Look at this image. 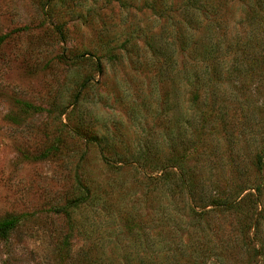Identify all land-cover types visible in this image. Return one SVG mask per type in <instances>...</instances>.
<instances>
[{"label": "rangeland", "instance_id": "374dc122", "mask_svg": "<svg viewBox=\"0 0 264 264\" xmlns=\"http://www.w3.org/2000/svg\"><path fill=\"white\" fill-rule=\"evenodd\" d=\"M183 1L0 0V264H264V0H217L215 74Z\"/></svg>", "mask_w": 264, "mask_h": 264}, {"label": "trees", "instance_id": "16d2710c", "mask_svg": "<svg viewBox=\"0 0 264 264\" xmlns=\"http://www.w3.org/2000/svg\"><path fill=\"white\" fill-rule=\"evenodd\" d=\"M220 3L217 2V0H184L183 1V7L181 9V23L177 26V30L174 32L176 34V38L178 39L177 44L182 47V53L184 54L185 61L182 62L181 68L190 69L193 68L194 71H198L202 67H204L205 72L208 71L210 68L212 72L215 74L221 68L222 70V61L217 63L215 61V58L219 56L220 51V42L217 40L212 41L215 36V27L212 22H210L209 19V13H215V6ZM223 3V2H222ZM220 3V4H222ZM219 4V5H220ZM168 10H165L167 12ZM208 15V18L204 21L205 24L202 27V29L206 32V36L202 37L201 41L199 42H190V35L188 34L189 29H194L195 27H199L202 25L203 19L202 15ZM212 29V30H210ZM212 32V33H210ZM209 33V34H208ZM148 36L146 37L148 40H151ZM153 38V37H152ZM217 38V37H216ZM219 38V37H218ZM2 38H0L1 42ZM154 40V39H153ZM152 40V41H153ZM154 42V41H153ZM155 43V42H154ZM176 49L173 48L174 52ZM79 58L81 56H78ZM209 60H211V63H208ZM97 66L99 67L100 62L97 59L96 61ZM224 71V70H222ZM210 72V71H208ZM211 73V72H210ZM87 80H84L80 87L79 91L86 85ZM78 93L74 96L73 101H76ZM90 141L96 142L97 140L95 138H91ZM86 196L82 198H78L75 200H71L68 202L67 205H74L81 201H85ZM66 206H60V207H53L52 210L54 213H60L65 212ZM19 217L15 215H5L0 218V239H7L10 234L17 228L19 224ZM82 258L85 259V256ZM83 260V259H82ZM87 261V259H86ZM86 264H95L94 261H87Z\"/></svg>", "mask_w": 264, "mask_h": 264}]
</instances>
